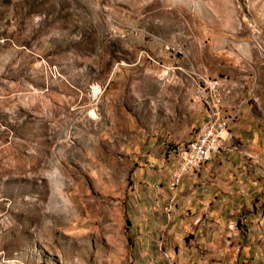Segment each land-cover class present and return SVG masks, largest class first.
Here are the masks:
<instances>
[{"label": "rangeland", "instance_id": "374dc122", "mask_svg": "<svg viewBox=\"0 0 264 264\" xmlns=\"http://www.w3.org/2000/svg\"><path fill=\"white\" fill-rule=\"evenodd\" d=\"M203 78L264 117V0H0V264H264V126L170 186Z\"/></svg>", "mask_w": 264, "mask_h": 264}, {"label": "built area", "instance_id": "2783aa9c", "mask_svg": "<svg viewBox=\"0 0 264 264\" xmlns=\"http://www.w3.org/2000/svg\"><path fill=\"white\" fill-rule=\"evenodd\" d=\"M221 86L222 82L217 78H203L199 84L198 92L205 104L207 119L190 141L178 147L177 168L170 181L172 187H176L183 175L195 172L225 145L229 124L237 112L223 110Z\"/></svg>", "mask_w": 264, "mask_h": 264}, {"label": "crops", "instance_id": "0c3cea01", "mask_svg": "<svg viewBox=\"0 0 264 264\" xmlns=\"http://www.w3.org/2000/svg\"><path fill=\"white\" fill-rule=\"evenodd\" d=\"M241 122H237V121H234L231 123V132H234L236 135V132L238 130L242 128H245L246 130H250V131H257L260 132V127L264 126V117L263 116H260V115H256L252 112V106H251V103L247 102L245 103L242 108H241ZM248 143H249V146H260V145H257V141L258 140H253L252 137L250 136L249 138H247ZM262 143V142H260ZM205 167V166H204ZM203 166L201 167L204 168ZM201 175L200 173L197 171L196 175H192V174H188V175H184L180 182L178 183V185L176 186V190H177V193L179 194V196H181V198H192L190 199L193 200V196L196 197V192L198 191H207V194L208 197L210 198V196L213 194V189L209 188L207 190H205L206 188L203 187L205 183H202L201 185L198 184L197 181H201ZM192 185L194 187H192ZM201 186L203 188H201ZM138 198H140L139 194L137 195ZM204 196V195H203ZM159 199L160 201L161 200H164L165 198L163 197V194L161 192V194L159 195ZM203 200V199H202ZM142 205H138L137 207L134 206L133 207V221H134V225H137V223L139 222H144V224L150 222L151 218L150 217V212H148L147 209H142L141 207ZM142 214H144V216H142ZM157 219H161V220H164L165 219V216H164V213L163 211L160 212V217L157 218Z\"/></svg>", "mask_w": 264, "mask_h": 264}]
</instances>
